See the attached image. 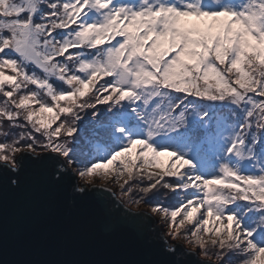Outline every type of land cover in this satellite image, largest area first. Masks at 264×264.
I'll use <instances>...</instances> for the list:
<instances>
[{
	"label": "snow or ice",
	"instance_id": "obj_1",
	"mask_svg": "<svg viewBox=\"0 0 264 264\" xmlns=\"http://www.w3.org/2000/svg\"><path fill=\"white\" fill-rule=\"evenodd\" d=\"M4 192L134 264H264V0H0Z\"/></svg>",
	"mask_w": 264,
	"mask_h": 264
},
{
	"label": "water",
	"instance_id": "obj_2",
	"mask_svg": "<svg viewBox=\"0 0 264 264\" xmlns=\"http://www.w3.org/2000/svg\"><path fill=\"white\" fill-rule=\"evenodd\" d=\"M142 247L136 233L101 224L60 196L0 193V264H134Z\"/></svg>",
	"mask_w": 264,
	"mask_h": 264
}]
</instances>
